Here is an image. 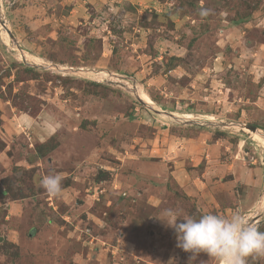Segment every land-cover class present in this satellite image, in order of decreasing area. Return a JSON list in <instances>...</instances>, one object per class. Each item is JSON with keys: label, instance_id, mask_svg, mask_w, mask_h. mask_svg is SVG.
<instances>
[{"label": "rangeland", "instance_id": "rangeland-1", "mask_svg": "<svg viewBox=\"0 0 264 264\" xmlns=\"http://www.w3.org/2000/svg\"><path fill=\"white\" fill-rule=\"evenodd\" d=\"M245 126L264 136V0H0V264H217L162 220L264 223Z\"/></svg>", "mask_w": 264, "mask_h": 264}, {"label": "clouds", "instance_id": "clouds-1", "mask_svg": "<svg viewBox=\"0 0 264 264\" xmlns=\"http://www.w3.org/2000/svg\"><path fill=\"white\" fill-rule=\"evenodd\" d=\"M201 15H207V10ZM62 180L60 174H48L39 183L56 197L61 194ZM165 215L162 221L174 231L176 247L192 257L204 253L217 264H247L249 256H264V231L243 212L235 211L228 217L213 213L195 217L167 209ZM168 264H175V260L170 258Z\"/></svg>", "mask_w": 264, "mask_h": 264}, {"label": "water", "instance_id": "water-1", "mask_svg": "<svg viewBox=\"0 0 264 264\" xmlns=\"http://www.w3.org/2000/svg\"><path fill=\"white\" fill-rule=\"evenodd\" d=\"M171 119H172V121L174 122V123H183V124H186V125H196V124H191L192 122H190L188 119H185L186 121L185 122H183L182 121V119L180 118V117H178V116H174V115H171ZM202 125H204V124H202ZM205 125H208V124H205ZM245 130H248V131H250V132H252V133H257L258 134V137L260 138V139H262V140H264V136H262L261 134H259L258 133V130L256 129V128H253V127H250V126H245V127H243ZM259 226V225H258Z\"/></svg>", "mask_w": 264, "mask_h": 264}, {"label": "trees", "instance_id": "trees-1", "mask_svg": "<svg viewBox=\"0 0 264 264\" xmlns=\"http://www.w3.org/2000/svg\"><path fill=\"white\" fill-rule=\"evenodd\" d=\"M48 146H49V144H46L44 147H43V152H48ZM258 229L260 230V231H264V223H262L261 225H259L258 226Z\"/></svg>", "mask_w": 264, "mask_h": 264}, {"label": "crops", "instance_id": "crops-1", "mask_svg": "<svg viewBox=\"0 0 264 264\" xmlns=\"http://www.w3.org/2000/svg\"><path fill=\"white\" fill-rule=\"evenodd\" d=\"M169 143H170V141H168ZM173 143V142H172ZM181 143H182V145H184V146H187V145H191L192 146V144H194V142L193 141H189V139L188 140H186V139H182V141H181Z\"/></svg>", "mask_w": 264, "mask_h": 264}, {"label": "bare ground", "instance_id": "bare-ground-1", "mask_svg": "<svg viewBox=\"0 0 264 264\" xmlns=\"http://www.w3.org/2000/svg\"><path fill=\"white\" fill-rule=\"evenodd\" d=\"M187 117H190V116H186L185 118H187Z\"/></svg>", "mask_w": 264, "mask_h": 264}]
</instances>
